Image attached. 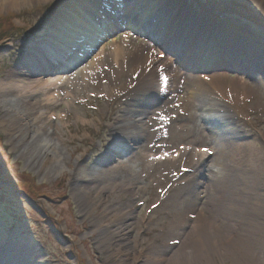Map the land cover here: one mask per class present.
<instances>
[{"label": "rangeland", "instance_id": "rangeland-1", "mask_svg": "<svg viewBox=\"0 0 264 264\" xmlns=\"http://www.w3.org/2000/svg\"><path fill=\"white\" fill-rule=\"evenodd\" d=\"M167 1L174 4L178 14L185 10L188 18H201L202 27H205L207 22L221 27L223 34L253 43L264 55V5L260 2ZM108 2L109 0H38L26 4L17 2L0 8V30L6 28L4 23H7V20L12 23L11 30L0 33L9 35L0 39V79L5 78L8 72L13 77H24L41 71L43 65L36 59L34 48L47 42L57 29L64 30L62 22L70 11L69 5H75L74 8L88 5L99 7L102 3L109 7ZM125 2L128 0H121L116 9L121 11ZM138 17L139 15L134 16L133 20ZM121 22L123 29L116 30V33L102 42L98 49L90 52L79 66L90 62L100 50L110 52L117 46H123L129 65L138 64L139 61H135L138 54H151L152 58L161 55L162 59L165 57L163 61L167 72L171 76L176 72L190 84L186 91L178 95L188 96V91L193 92L195 81L198 79L213 78L212 85L206 81L202 82L203 91L199 92L197 97L194 95L195 104H200L198 101L204 100L206 94L209 98L219 99L222 96L220 90L228 89L232 79H235L244 84L246 93L240 98H233L234 100L230 98L232 94L225 100L219 99L220 106L217 110L228 115L227 120L238 131L239 137L231 138L228 140L231 146L223 147L221 143H224V137L217 136L213 139L205 131L204 138H199L183 131L180 139L177 128H170V133L174 134L173 138L154 154H161L165 158H178L182 165L176 163L158 167L156 176L167 173L168 180L157 185L154 183L152 186L158 192L172 178L178 179L176 183L182 179V225L177 223L172 231L169 229V232H166L167 227L164 229V225L167 223L168 213H173L168 206L176 195L175 191L170 192L155 213L148 214L149 209L156 205V197L150 199L148 191L152 187L148 184L152 178L139 177L132 190H118L117 193L113 192L114 187L126 181V175L121 171L112 172L108 181H92L87 184L88 188L85 190L90 192L100 187L99 189L103 190L100 201L106 203V209L101 206L93 210L91 205L94 193L90 197L77 190L73 178L75 172H71L79 157H82L81 163L85 165L81 168L84 175L103 165L108 158L105 144L112 137L109 126L117 127L132 103L128 98L123 104H117V118L109 120L115 104H111L110 99L100 93L105 82L103 78L108 76L107 70L113 64V61L106 58L102 62V71L95 75L100 80L92 84L96 78L92 79L88 84L87 94L78 95L76 103L71 102L69 98H63V89L51 91V96L57 97V102L61 104L60 109L52 112L53 115H68V118L54 123H58L63 132L66 131V124L72 128L68 133L72 142L66 149L65 144L61 145L56 140L57 148L65 156L69 155V166L62 163L56 171L37 173L32 170L19 150L12 146V142H16L15 138L4 130L0 115V264H264V68L258 64L264 60L252 57L251 61L245 64L248 68H240V65L235 64L242 62L244 56L236 53L237 51L233 53L235 63H229L223 57L202 58L203 56L197 54V50H192L195 46L191 47L192 54L184 51L178 55L180 51L174 49V45L177 46L178 43L175 40L163 41L154 33L152 36H156L158 40L141 35L142 33H130L133 22ZM41 34L43 36L40 37ZM66 41L60 40L61 44ZM180 44L182 46L183 41ZM225 45L227 51L234 48V45L229 43ZM158 63L159 61L155 66L153 64V69L156 66L157 69L161 68ZM69 74L67 72V75ZM169 82L171 85L172 81ZM209 88L212 94H209ZM235 88L231 89L232 93L237 91L239 94L240 88ZM110 104L114 106L113 109ZM183 108L186 115L189 110L184 105ZM150 109L151 113L144 116L146 120L161 107L155 105ZM191 113L196 114L192 109ZM195 122L199 123L200 127H205L207 123L201 116L195 117ZM187 129H192L189 122ZM62 139L65 140L66 137ZM215 142L220 144L219 149L224 148L222 155L212 154L205 158L197 156L199 153H206L197 151L199 147L200 150L208 149L215 146ZM110 147H114V144ZM181 150L183 154H180ZM150 153L152 152L149 151L148 154ZM116 162L117 160L108 161L109 167L115 166ZM139 163V160L136 161V164ZM220 163L224 164L225 170L224 178L219 181L227 185L230 191H239L237 197L234 194H225L226 199L233 200V204L231 209H225L221 213L209 205L210 200L216 197L211 181L216 176ZM139 168L140 166H137L135 170ZM177 174L181 177L178 178ZM246 180L254 183L256 188L244 190ZM118 194L122 195V198L113 199L112 196ZM257 198L262 214L260 217L252 214L250 216L254 204L258 202ZM104 209L108 211L105 218L102 217ZM123 213L128 215V219L122 221L121 231L113 236L107 226ZM241 213L243 217L239 216ZM199 215L214 221L225 236L227 233L230 235L227 244L215 246L211 255L205 259L195 258V249L189 241V236L196 233L195 230L202 225ZM242 219L250 221V224H257L256 229H250L248 223H243V228L247 227V231L243 232V228H239Z\"/></svg>", "mask_w": 264, "mask_h": 264}, {"label": "bare ground", "instance_id": "bare-ground-1", "mask_svg": "<svg viewBox=\"0 0 264 264\" xmlns=\"http://www.w3.org/2000/svg\"><path fill=\"white\" fill-rule=\"evenodd\" d=\"M33 1L38 0H0V8L17 2L26 4ZM73 1L76 0H66V2ZM120 2L121 0H109V7L102 3L99 4V7L88 5L82 8H74L75 5L74 7L73 4L69 5L70 11H68L65 20L62 22L64 23L62 24L64 30L59 31L57 29L50 39L44 43L47 45L44 46L42 43L41 46L34 48L36 59L43 65L41 71L35 75L27 74L24 77H13L8 72L5 78L0 79V115L4 130L15 138L16 142H12V146L19 150L21 156L23 155L28 167L37 173L48 170L56 171L62 163L69 166V155L66 154L65 156L57 148L56 140L61 145L65 144L64 149H66V146L72 142L68 134L72 131V128L66 124L64 126L66 131L63 132L58 127V123H54L68 118V115L61 114L58 117L53 115L52 112L57 108L60 109L61 104L57 102V97L51 96V91L63 89L65 91V97L63 98H69L71 102L76 103L78 95L87 94L88 84L92 79L96 78L92 84L100 80L95 75L102 71V62L106 58L111 62L113 61V64L107 70L108 76L103 78L105 82L100 89V93L108 97L111 104L112 102L115 104V108L110 104V108H114V111L109 120L117 118L115 116L118 112L116 109L117 104H123L130 98L131 107L126 109L117 127L109 126L112 137L105 144L108 158L103 165L84 175L81 168L85 165L81 163L83 162L82 157H79L76 159V167L71 172V174L75 172L73 178L77 190L83 191L84 194H88L90 197L94 193L95 196L92 198L91 205L93 210L101 206L105 207L106 203L100 201L102 200L103 190L98 187V190L92 189L87 192L85 190L88 188L87 184L92 183V181H108L112 172L121 171L126 175V181L114 187L113 192L115 193L118 190L122 192L132 190L139 177L152 178V181L148 182L150 186L168 180L167 173L158 175V178L155 174L156 169L165 164L177 163L182 165V161L178 158H165L161 154L157 156L155 154L173 138L174 134L170 133V128L173 126L177 128L180 139H182L183 131L199 138H204L203 135L206 131L213 139L217 136L224 137V143L220 142L223 147L231 146V142L228 140L238 138L239 133L227 120L228 115L217 110L220 106L219 99L225 100L232 94L230 98L234 100L233 98H240L247 91L244 84L232 79L229 88L227 87L228 89L223 88L220 90L222 96L219 99L216 97L209 98V95L206 94L204 100L198 101L200 104H195L194 95L197 97L198 93L203 91L202 82L206 81L212 85L213 78L198 79L195 81L193 92L188 91L186 97L178 95L180 92L186 91L185 89L190 84L186 83L176 72L172 76L167 72V66L163 61L165 57L162 59L161 55L160 57L157 56V58L159 57L158 60L152 58L151 54H138L135 60L139 61L138 64L129 65L123 46L114 47L110 52L100 50L90 62L79 66L90 52L98 49L102 42L116 33V30L123 29L122 24L120 25L122 20H125L127 24L129 20L133 22L129 30L130 33L138 32L146 37L155 38L156 36H152V33H154L159 35V38L163 41L175 40L178 43L177 46L174 45V49H179L178 55L184 51L192 54V50H197V54L203 56L202 58L223 57L227 62L235 63L233 55L237 51L236 53L244 56L242 62L235 64L240 65V68H248L245 64H248L252 57L256 60H264V55L253 43L242 38L223 34L221 27H216L210 22L202 27L203 20L201 18L199 20H195L191 16L188 18L185 10L178 14L173 6L174 4L172 5L167 0H128L122 10L118 11L116 8L120 5ZM254 2H260L261 5H264V0H254ZM137 15H139L138 19L133 20L134 16L137 17ZM214 31L216 32L214 33ZM41 36L43 35L41 34ZM155 39L158 40V38ZM60 40L67 41L61 44ZM181 41H183L182 46ZM225 43L234 45V48L227 51V48H224L227 46ZM192 46H195V49H192ZM181 47L185 48L180 49ZM158 61L161 68L158 66L159 69H157L156 66L153 69ZM252 64L255 65V63ZM258 64L264 68V62H258ZM67 72L70 74L67 75ZM169 81H172L171 85ZM235 87L240 88V90L238 89L239 94L237 91L232 93L231 89ZM235 90L237 89L235 88ZM208 92L212 94L210 88ZM155 105H159L161 109L153 110L152 117L146 120L144 116L151 113L150 107L153 108ZM182 105L189 110L186 115ZM191 109L196 114L191 113ZM200 116L207 122L205 127H200V124L195 122V117ZM187 122L192 124V129H187ZM62 137H66V139L63 140ZM156 140L159 142L155 143ZM113 144L114 147H110ZM218 145L220 144L217 143L215 146H211L206 153H202L203 155L198 152L197 156L201 158L212 154L219 156L224 148L219 149ZM200 148L197 151H204ZM149 151L152 153L148 154ZM180 154H183L182 150ZM112 160H117L116 165L109 167L108 161ZM138 160L140 163L136 164ZM137 166H140L139 170H135ZM224 170V164L220 163L218 172L216 171V176L211 181L215 187L216 197L210 200L209 205L219 213L225 209H231L233 204V200L226 199L225 194L230 193L231 196L234 194L236 197L239 195L238 190L232 192L227 185L219 181L224 178ZM177 175L178 178L181 177L180 174ZM177 180V178H172L158 192L153 186L148 189L150 199L156 197V205L149 209L148 214L150 215L155 213L161 204L166 201V197L170 195L171 191H175L176 195L172 198L170 206H168L173 213H168L166 217L167 223L164 225V229L167 227L166 232H169V229L172 231L171 229L177 223H179V226L182 225V179L176 183ZM251 188L255 189L256 186L246 180L243 189L248 190ZM112 197L118 199L122 198V195L118 194ZM256 201H258V198ZM105 209L102 215L104 218L108 213ZM251 214L259 217L262 214L259 201L254 204L250 216ZM239 216L243 217V214L241 213ZM199 218L202 225L195 230L196 233L189 236V241L195 249V258L205 259L211 255L215 246L227 244L230 235L227 233V236H225L226 234L210 218L200 215ZM127 219L128 215L126 213L118 215L117 219L107 226V228H110L108 229L109 233L113 236L117 235L123 227L121 225L122 221H127ZM147 219L148 217L145 220ZM241 222L239 228H243V223H248L250 229H256L257 227V224H250L251 222H247L246 219H242ZM135 227L137 229V223ZM246 228L245 226L242 231H247Z\"/></svg>", "mask_w": 264, "mask_h": 264}, {"label": "trees", "instance_id": "trees-1", "mask_svg": "<svg viewBox=\"0 0 264 264\" xmlns=\"http://www.w3.org/2000/svg\"><path fill=\"white\" fill-rule=\"evenodd\" d=\"M4 24H5L6 28L1 29V30H0V33L4 32V31H9V30H11V25H12V23H9V21L7 20V23H4ZM0 25H1V24H0ZM0 36H1L0 39H1V38H2V39H5V38H7L9 35L4 34V35H0Z\"/></svg>", "mask_w": 264, "mask_h": 264}, {"label": "snow or ice", "instance_id": "snow-or-ice-1", "mask_svg": "<svg viewBox=\"0 0 264 264\" xmlns=\"http://www.w3.org/2000/svg\"><path fill=\"white\" fill-rule=\"evenodd\" d=\"M204 151H207V149H204Z\"/></svg>", "mask_w": 264, "mask_h": 264}]
</instances>
